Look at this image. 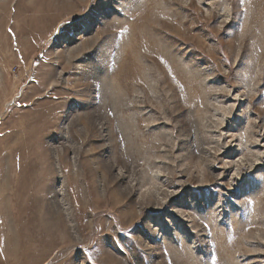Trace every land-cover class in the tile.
<instances>
[{
    "label": "rangeland",
    "instance_id": "rangeland-1",
    "mask_svg": "<svg viewBox=\"0 0 264 264\" xmlns=\"http://www.w3.org/2000/svg\"><path fill=\"white\" fill-rule=\"evenodd\" d=\"M0 264H264V0H0Z\"/></svg>",
    "mask_w": 264,
    "mask_h": 264
},
{
    "label": "bare ground",
    "instance_id": "bare-ground-1",
    "mask_svg": "<svg viewBox=\"0 0 264 264\" xmlns=\"http://www.w3.org/2000/svg\"><path fill=\"white\" fill-rule=\"evenodd\" d=\"M262 215H263V212H262V210H258L256 213H255V216H254V218L251 220V222L250 223H247L246 224V230L248 231V233L243 237V242H244V240L245 239H247V243H248V240L250 239H255L256 240V237L253 235V230H254V228L252 227V225L254 224H256V223H260V222H262ZM263 237V236H262ZM255 242V241H254ZM257 243V242H256ZM255 243V244H256ZM250 244V243H249ZM245 255H247L246 253H245Z\"/></svg>",
    "mask_w": 264,
    "mask_h": 264
}]
</instances>
